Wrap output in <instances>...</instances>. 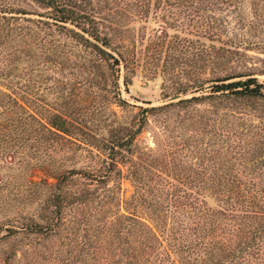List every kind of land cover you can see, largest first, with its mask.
Masks as SVG:
<instances>
[{"label": "trees", "instance_id": "1", "mask_svg": "<svg viewBox=\"0 0 264 264\" xmlns=\"http://www.w3.org/2000/svg\"><path fill=\"white\" fill-rule=\"evenodd\" d=\"M259 75L264 0H0V264H264Z\"/></svg>", "mask_w": 264, "mask_h": 264}, {"label": "rangeland", "instance_id": "2", "mask_svg": "<svg viewBox=\"0 0 264 264\" xmlns=\"http://www.w3.org/2000/svg\"><path fill=\"white\" fill-rule=\"evenodd\" d=\"M257 55V54H256ZM259 55V54H258ZM260 81L264 82V75H259ZM1 88V86H0ZM123 96L134 105H145V102H153L154 105L161 104L162 102V77L157 75L155 77L145 76L138 67L135 76L133 77V83L130 86L129 92L122 88ZM255 123L257 120L254 119ZM248 137V136H247ZM144 141L150 145H154V141L149 132L144 134ZM41 175V174H39ZM122 192L124 197H129L133 192V187L129 181H123ZM4 245L0 243V257L2 256V250Z\"/></svg>", "mask_w": 264, "mask_h": 264}]
</instances>
